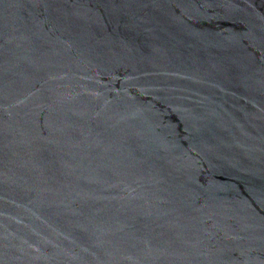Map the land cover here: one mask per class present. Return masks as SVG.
Masks as SVG:
<instances>
[{
    "label": "water",
    "instance_id": "95a60500",
    "mask_svg": "<svg viewBox=\"0 0 264 264\" xmlns=\"http://www.w3.org/2000/svg\"><path fill=\"white\" fill-rule=\"evenodd\" d=\"M0 264H264V0H0Z\"/></svg>",
    "mask_w": 264,
    "mask_h": 264
}]
</instances>
